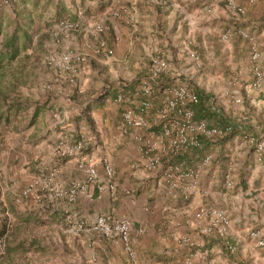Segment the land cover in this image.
<instances>
[{
	"label": "crops",
	"instance_id": "obj_1",
	"mask_svg": "<svg viewBox=\"0 0 264 264\" xmlns=\"http://www.w3.org/2000/svg\"><path fill=\"white\" fill-rule=\"evenodd\" d=\"M21 1L28 0H18L14 5H20ZM65 1H50L55 8L50 18L56 16L58 9L66 10L65 20L75 24L68 47L86 56L85 61L78 65L76 81L70 85L76 90V95L72 100L68 99V102L78 104L76 109L64 111L59 120L47 121L46 115L31 126L26 138L34 137L36 141L25 144V150L29 154L21 159V163H26V160L31 163L37 156H43L42 164L46 166V174L42 176L49 179L52 193L64 188L70 180L83 178V173L76 168L80 158L97 163L98 176L95 182L89 184L85 192H80L73 204L55 198L51 204L52 209L60 216L75 214L88 221L99 214L128 218L131 232L136 238V255L130 260L115 236L84 235L88 244L83 264L88 261V264H92L91 260L95 261L94 264H264V248L249 236L250 230L258 229L264 239V157L259 160L254 147L242 141L243 136L248 135L246 131L260 133L259 136L264 139V118L261 116V125L254 129L252 125L247 126L246 121H242L239 116L224 115L229 121L239 123V148L243 150V155L248 154L247 168L251 166V157L254 162L259 163L257 166L254 164L257 167L255 172L246 171L241 166L237 167V171L233 169L232 173L224 168L220 169L226 159L224 157L231 154V148H238L235 145L238 144L237 141H203L200 149H188L179 156L170 158L171 161H184L198 172L200 190L185 199L181 189L167 192L157 188L156 176L143 167L141 154L133 139L135 130L123 125L124 107L130 106L138 110L141 97L131 90L129 98H125V103L120 105L114 98L123 89L104 91V63L107 64L109 76L111 67L120 69L124 64H133L134 61L129 59L135 57L140 50H145L140 43V36L147 33L160 34L161 31H157L159 24L161 29L167 23L177 49L182 44L191 43L189 36L185 37V42H178L179 36L196 32L208 34L207 44L211 50L222 48L217 57L229 55L230 58L238 53L246 56L249 43L237 34L232 21L234 18L225 15L226 12L232 16L240 14L232 10L224 0H74V4H67ZM234 1L244 8L245 12L241 15V20L245 22L243 25L247 26L243 27L244 30L255 28L251 33L257 34L256 45L261 53L257 64L264 69V0ZM81 2L84 5L80 10ZM31 4V9L36 7L34 1ZM33 10L35 9L22 14L24 18L31 19L32 25L36 12ZM37 16L39 15L36 14ZM225 18H228L227 22L224 21ZM93 23L105 24L106 30L99 39L106 41L110 53H94L93 47L99 40L91 33ZM224 23L230 30L228 41H223L221 36L220 25ZM247 23L251 24L248 26ZM54 29L53 27L52 30ZM155 41L158 42L157 36ZM191 44L202 59H207L199 41ZM209 62L212 61L209 59L206 65ZM245 62L251 67L249 58ZM242 64L241 62L239 66L240 73L245 80L252 81L253 71L250 69L252 72H249L247 66L241 69ZM218 73L221 75L218 79L230 82V74L226 76L223 72ZM99 74L101 81L97 82L95 77ZM248 90L251 92L250 97L255 99L256 92ZM104 92L107 95L98 99ZM159 104L160 99L152 101L151 109L145 113L151 123L156 122L155 111ZM214 106L221 111L217 104L214 103ZM75 142H82L84 145L81 155L59 157L58 145ZM208 154L212 156L211 161L215 162L201 165L203 157ZM103 162H107L113 169L111 189L105 179ZM25 169L28 170L29 167ZM227 174L230 185H227ZM48 196L51 197V193ZM204 208L222 209L230 217L231 227L225 235H220L217 227L204 232V228L209 227V220L205 216H197ZM92 237L96 239L92 241ZM184 237L193 240L195 246H180L179 240ZM227 242L235 247L233 251L228 249Z\"/></svg>",
	"mask_w": 264,
	"mask_h": 264
},
{
	"label": "rangeland",
	"instance_id": "obj_2",
	"mask_svg": "<svg viewBox=\"0 0 264 264\" xmlns=\"http://www.w3.org/2000/svg\"><path fill=\"white\" fill-rule=\"evenodd\" d=\"M31 1H34V6H36L32 8L35 9L33 11H36L34 13V24L32 25L33 43L31 48H28L25 52L29 55V58L26 60V70L29 72V77L27 78V85L22 88V91L29 101L38 103L41 106V111L36 122L40 118L44 119L46 115H48L47 121L50 119L59 120L64 111L74 110L76 109V104H78V102H73L71 104L68 102V99L72 100L76 95V90L70 86L76 81V74L70 79L61 69L60 64H57V62L53 63L51 59L54 55L62 53L64 47L65 50L66 47L70 45L69 41L73 35L71 33L73 29L58 30V34L55 35L53 32L55 29H52L53 27L55 28L59 22L51 21L53 19H51L50 16L55 10L53 3L50 2L51 0L21 1L20 5L10 7L0 5V23L3 26V33L5 31H11L16 17L21 20L24 18V16H22L23 13L26 14L29 10H32L31 5L33 6V4H31ZM65 2L67 4H74V0H66ZM83 5L84 3L81 4L80 10ZM17 13L21 14L17 16ZM104 13L106 12L104 11ZM36 14L39 15L37 16L38 18ZM225 15L234 18L232 21H234V26H236L237 31L244 30L245 28L243 27H247L243 25L245 22L241 20V15H238L240 16L239 18L238 16L230 15L228 12H226ZM112 16L114 17V15L111 14V17ZM65 21L70 22L69 20ZM224 21L227 22L228 18H225ZM249 24L251 23H247L248 26ZM96 25L101 24L93 23L91 33L100 41L101 38L99 39V37H101L106 30L104 27L105 24L101 25L103 27V32L101 33L95 32L94 27ZM220 28L222 29V40L228 41V39H223V35L230 30L225 26V23L224 25L221 24ZM254 30L255 28L245 30L249 32L251 37L250 40H246L249 43L246 56H243L242 53H238L234 54L232 57L230 56V58L229 55H222V58L217 57L222 48H217L215 51L211 50L210 45L207 44L208 40L206 36L208 34L203 35L197 34L196 32L191 35H188L189 33L187 32L185 36L182 34L179 36L178 42L181 40L185 42V37L189 36L191 43L193 41H199L202 49L206 52L207 59H202V57L198 55L199 63H196L188 57L190 51L196 52L192 44H182L181 48L177 49L173 44L174 38H172V31L167 28V23H164L161 29L159 24L157 31H161L160 34L154 35L153 33H147L140 36V43L145 47V50L142 48L143 51L140 50L138 54L136 53L135 57L132 56L129 59L134 61L133 64H124L120 69H116V66L111 67L109 69L111 70V76H109L110 74L107 73V64L104 63V91L121 88L123 91L120 90L119 93H122L124 97L128 99V93L131 90L135 92L138 91L141 79L144 78L148 72L150 58L154 54L160 53L166 59L168 67L162 75L156 89L161 85H170L178 82L188 85V87L194 91L200 89L210 94L212 101L221 107L223 115L239 116L242 121H246L247 126L250 127L252 125L255 129V126L261 125L260 119H262V117L264 118V80L258 88H252V81L245 80L243 74L239 71L241 62L243 63L241 69L247 66L245 64V59L250 57V48L252 45H255L259 54H261L256 45L255 37L257 34L251 33ZM156 36L158 42L155 41ZM39 37H43L42 45L37 44ZM1 39L2 37L0 36V42ZM96 45L93 47V50L95 54L99 55L100 53L95 52ZM33 46H35V50ZM104 58L106 57L104 56ZM209 59L212 62L206 65ZM247 67L249 68V72H252V63L251 67L250 65ZM260 68L264 71L261 66ZM218 71L223 72L226 76L230 74V82L218 79V77H221ZM100 77V74L97 75L95 81L100 82ZM239 77L242 79L239 80ZM248 89L252 92H256L255 99L250 97L249 94L251 92H249ZM228 91L240 94L241 103L238 105L233 103ZM73 93L74 95H72ZM79 100H82V98H79ZM155 100L159 99L155 98L153 101ZM257 103L259 104L257 105ZM31 112V110L26 112L27 118L21 121V130L6 135V146L0 151V202H3L7 207L13 209L15 215L14 220H12L14 221L11 230L13 231L12 237L9 240L10 247L15 250L12 251L13 253L10 256L13 262L12 264H83L85 263L83 257L88 244L85 242V234L74 233L70 229L71 217L73 214L70 215L67 213L60 216V214L55 213L51 206L55 196L51 190L45 191V194L40 193L39 199L30 197L25 199L22 203L16 202L19 191L23 189L31 179L37 177L43 178L42 174H46L44 169L46 166L42 164L43 156H37L31 163L27 160L26 163H21V159L29 154L25 150V144H32L36 141L34 137L26 138V134L31 130V126L25 127ZM262 121H264V119H262ZM247 132L248 135L263 139V136H259L260 133L255 131H246V133ZM238 133L240 134L237 129V131L233 132L225 140H214L237 141L238 143L235 144L238 148L234 149L230 147L231 154L224 157L227 161L226 159L223 160V167L220 165V169L224 168L225 171L232 173L233 169L237 171V167L241 166L245 167L246 171L252 170L255 172L256 166L259 163L254 162L253 157H251V166L247 168L249 166L248 154L243 155V150L239 148V141L241 140ZM244 140L243 138L242 141ZM214 141L210 142L213 143ZM251 151L252 149L249 150V152ZM236 152H239V154L237 155ZM213 162L215 161L212 160L211 164ZM254 164H256V166ZM28 167L29 169L26 170L25 168ZM25 176H28V179ZM50 193L51 197L48 196ZM8 215L10 216V213H8ZM90 239L93 241L96 238L92 237ZM16 245L17 247L20 245V249L27 248L28 250H26L25 253L16 251L17 248H14ZM91 263L94 264L95 261L91 260ZM1 264H6V262H1Z\"/></svg>",
	"mask_w": 264,
	"mask_h": 264
},
{
	"label": "built area",
	"instance_id": "obj_3",
	"mask_svg": "<svg viewBox=\"0 0 264 264\" xmlns=\"http://www.w3.org/2000/svg\"><path fill=\"white\" fill-rule=\"evenodd\" d=\"M18 0H0V5L4 7L13 6ZM226 4L236 13L242 15L245 11L243 6L237 4L234 0H224ZM75 24L68 21H60L56 27L55 35L58 30L74 29ZM95 32H103L101 25L94 27ZM230 31L223 35V39H228ZM237 34L245 40H250L249 33L245 30H238ZM104 51L110 53L106 41L100 40L95 48L96 53ZM189 59L199 63V56L196 52L188 53ZM259 52L255 45L250 48V61L252 63L253 80L252 88H258L264 80V71L257 64ZM85 54L77 52L70 47L52 57V62L60 64L61 69L72 79L78 71V65L85 61ZM168 63L160 53L154 54L150 58L148 72L141 79L138 87V95L141 97L138 110L130 106L124 107L122 111L123 125L134 129L133 139L137 144L139 153L143 160V167L146 171L154 173L156 176V186L167 192L181 189L183 197L189 198L199 192V178L196 169L187 166L184 161H171L170 158L179 156L188 149H200L203 141H214L226 139L232 134L230 125H212L205 120L195 118L194 106L198 102L197 93L188 85L178 82L170 85L158 86L162 75L167 70ZM233 103H241V95L233 91H228ZM160 99V104L155 111L156 122L151 123L145 116V113L151 109L153 99ZM114 101L120 105L125 103V97L118 93ZM250 146L254 147L259 160L264 157V139L255 138L245 134L243 136ZM82 142L74 144L61 143L58 145L59 157L79 156L83 152ZM169 158V160H165ZM212 159L210 154L205 155L201 165H206ZM76 168L83 173V178L70 180L64 188L55 190L56 199H63L69 204H73L80 192H85L87 186L95 182L98 176L97 163L94 160H85L80 158L76 163ZM105 179L109 189L112 188L113 169L107 163H102ZM227 185L231 184L229 175H226ZM49 179L34 178L21 189L16 197V202L22 203L30 197L40 198V193L45 194L49 191ZM102 189V187H99ZM52 190V189H51ZM198 217L205 216L209 220V227L204 228L207 233L212 227L219 229L220 235H225L231 227V219L224 210L218 208H204L197 213ZM70 229L74 233L92 235L99 234L105 237L115 236L122 244V249L126 256L133 260L135 258L136 238L131 232V223L128 218L115 217L111 214H99L91 221H88L75 214L71 217ZM249 236L253 238L257 245L264 248V239L260 236L258 229L249 231ZM180 246L193 247L195 243L188 237L179 240ZM227 247L233 251L235 247L227 242Z\"/></svg>",
	"mask_w": 264,
	"mask_h": 264
},
{
	"label": "trees",
	"instance_id": "obj_4",
	"mask_svg": "<svg viewBox=\"0 0 264 264\" xmlns=\"http://www.w3.org/2000/svg\"><path fill=\"white\" fill-rule=\"evenodd\" d=\"M18 14L21 13L16 15L18 16ZM66 18L67 12L64 8H61L58 9L56 16L51 21L58 23ZM0 36L2 37L0 42V151H2L6 146V135L22 129L20 128L21 121L27 118L26 112L29 110L32 112L25 127L33 126L40 114L41 106L38 103L29 101L22 91V88L27 85V78L29 77V72L26 70V60L29 55L25 52L28 48H31L33 43L31 19L25 17L20 20L16 17L11 31H5L4 33L3 26L0 23ZM42 41L43 37H39L37 44L42 45ZM33 49L35 50V46H33ZM195 92L198 96V102L194 106L196 119L205 120L212 125H230L232 133L237 131V124L229 121L222 114V111L214 106L210 94L200 89H196ZM106 95L107 92H104L98 99H102ZM87 109H89V106ZM8 213H10V216ZM14 218L13 209L0 202V264L1 262L13 263L10 256L13 253L12 251L15 250L10 247L9 240L12 237L13 231L11 230L14 222L12 220ZM14 248L22 253L28 250L27 248L20 249V245L19 247L16 245Z\"/></svg>",
	"mask_w": 264,
	"mask_h": 264
}]
</instances>
